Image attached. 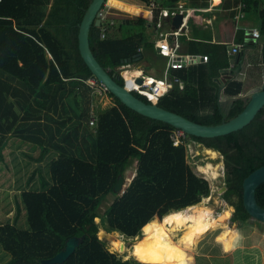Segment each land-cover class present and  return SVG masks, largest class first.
<instances>
[{
    "label": "trees",
    "instance_id": "trees-1",
    "mask_svg": "<svg viewBox=\"0 0 264 264\" xmlns=\"http://www.w3.org/2000/svg\"><path fill=\"white\" fill-rule=\"evenodd\" d=\"M91 1L53 0L46 14L50 0H0V162L5 159L7 138L14 134L40 146V155L33 157L39 163L50 153L58 154L51 161L50 178L42 175L41 189L22 194L29 227L0 224V244L11 255L6 264H43V260L60 253L74 236L84 240L64 264H143L110 252L100 237L96 220L103 215L114 235L121 239V248L112 245L114 250L127 249L123 234L133 237L135 243L129 251L134 255L136 244L150 233L154 219L165 224L166 219L185 215L201 203L211 189L209 181L188 162L187 143L192 140L225 156L226 199L236 208L240 227L252 219L244 206L243 183L264 165V107L239 131L216 138L187 135V141L174 146L175 127L137 113L107 91L115 106L102 113L96 110L97 123L92 126L91 105L99 92L87 82L95 77L81 57L78 42L79 25ZM110 1L139 12L134 4ZM169 1L176 4L181 0ZM243 1L258 10L264 32V0ZM155 14L154 23L158 26L160 13ZM147 22L143 16H138L136 22H119L120 35L114 28L104 39L99 36L100 28L93 27L92 49L111 74L119 77L117 68L134 62L141 48H154L145 31ZM209 55V62L177 72L187 85L184 89L176 85L162 97L160 106L202 124L225 120L209 83L220 69L228 67V51L226 46L217 45ZM119 82L124 83L121 77ZM242 86L241 82H232L227 92L239 95ZM245 106V100H238L226 119L241 113ZM211 148L205 147L206 155L219 157ZM135 162L133 180L124 193L115 192L119 177L125 176ZM214 169L199 171L215 178L218 172ZM110 194L115 199L101 214L102 203ZM257 198L264 207V184L258 188ZM226 210L232 213L225 208L218 215ZM183 227L169 228L177 233L172 241L180 246L167 254L166 262L158 251V241L149 244V259L139 260L149 264H187L188 251L194 250L203 235L193 247H183ZM141 230L143 236L137 235ZM101 231H107L102 219ZM237 238L241 239L238 233H224L221 241L225 250Z\"/></svg>",
    "mask_w": 264,
    "mask_h": 264
},
{
    "label": "rangeland",
    "instance_id": "rangeland-1",
    "mask_svg": "<svg viewBox=\"0 0 264 264\" xmlns=\"http://www.w3.org/2000/svg\"><path fill=\"white\" fill-rule=\"evenodd\" d=\"M119 1L128 4L135 3L136 6L139 7V12H131L122 7L113 5L110 0H107L104 5L105 15L109 18H116L120 20L121 23L127 22L128 20L136 22L138 16H148L147 11L152 8V3L150 5H144L142 3L141 6V4H137V2H139L137 0ZM52 3L53 0H50L46 14L49 13ZM119 26L120 24L117 26L118 29H116V33H119L120 35ZM127 28L128 26L124 29V32L126 33L128 32ZM146 34L149 35L147 36L148 39L151 37L155 38V33H153V31L149 32L148 29H146ZM147 58L151 59L150 56H147ZM96 94V97L94 96L92 101V110L94 108L95 111L97 110V112L102 113L115 106L114 99L106 93L99 92ZM7 140L8 141L3 150L5 159L3 162H0V224L12 223L16 224L19 228L27 229L29 223L27 212L22 203V194L24 191H37L41 189L42 175L50 178V164L54 158L58 157V154L50 153L43 162L39 163L33 158L40 155L41 150L37 144L29 142L15 134L9 136ZM187 147L188 162L192 165L196 173L209 181L211 189L209 196L203 197L201 203L199 202V204L192 206L185 215L180 214V216L187 218L189 222L186 224H169L168 219H166L164 224L157 218L154 219L152 225L149 226L150 232L154 228H158L161 238L147 240L146 235L141 241H139L134 250V255L138 258L137 259L131 251H129L135 243L133 237L123 234L127 243V249L124 252L112 249V242L110 241L114 239V232L109 228L107 219L102 215V218H97L96 221L99 226V231H101V219L107 229L104 234H101L100 232V237L104 241L106 248L122 259L141 262L139 259L145 261L149 259V244L153 241H158V251L162 254V261L166 262L167 254L180 246L172 241V239H175L177 233L169 231L171 226H184L185 241H183L181 246L193 247L198 238L216 225V221H223L219 220L220 217H218L217 220L213 219L211 217L212 214L215 213L218 215L225 208H229L232 210V217L226 222H220L218 227L201 237L194 250L188 251L189 257L186 258L187 264H264V222L252 218L250 220L251 222L247 223L245 227H240L241 222L237 218L235 207L231 200L226 199L225 195L228 191V175L225 157L220 151H217L219 157L207 156L205 152V147L207 146L195 140L189 141ZM39 167H41V171L39 170ZM214 167H216V169H214L215 173H219H216L217 176H215V178L201 172L209 171ZM136 168L137 162L126 171V186L131 183L136 175ZM199 169L201 171H199ZM224 187H226V190L222 191ZM114 199L115 195L113 194H110L105 198L100 208L101 214L105 213ZM198 205L199 207H197ZM166 215L160 219H163ZM251 229L254 230L252 234ZM142 230L137 235L143 236ZM224 233H228L229 236L238 233V237L241 238L240 242L237 238L232 241V244L230 243L231 245L229 244L228 248L225 250L223 242L221 241ZM180 234L181 233L178 232V235ZM245 237L248 239H245ZM247 240H250L248 244ZM138 248L142 250L141 253L137 252ZM10 259L11 255L6 252L0 244V264H6ZM143 264L149 263L143 262Z\"/></svg>",
    "mask_w": 264,
    "mask_h": 264
},
{
    "label": "crops",
    "instance_id": "crops-1",
    "mask_svg": "<svg viewBox=\"0 0 264 264\" xmlns=\"http://www.w3.org/2000/svg\"><path fill=\"white\" fill-rule=\"evenodd\" d=\"M137 1H139L137 4H141V6L142 3L144 5H150L140 0ZM151 3L159 6L154 9V11L151 9L148 11L146 10L148 16L145 17L148 19L146 29H148L149 32L153 31V33H155V38L151 37L148 39L150 42L149 44H152L154 48L146 51L144 48H141V56L138 55L134 62L125 64L129 66L128 74L138 75L144 73L147 76L157 79H164L168 73L173 76H178L177 72L182 69L170 70L171 58L159 54V46L157 43L161 30L165 32L173 30L180 32L178 35V43L180 44L178 53L180 55H185L188 57V61L192 62L184 68L186 70L196 65L209 62V52L214 50L215 46H226L229 57L227 69L229 67L230 69L226 71L223 70L225 68L220 69L218 75L213 77L212 81L209 83L213 94L216 95L217 103L224 116L228 112L229 103H231L234 97L246 96L264 87V32L261 28L258 10L247 7V4L243 0H181L176 4L170 3L169 0H152ZM132 4L136 5L135 3ZM178 8H182L181 13L186 15L182 25V27L185 26L186 29L182 30V27L173 29L171 23L167 21L165 22V28L162 29V19L163 17H168L163 13V10L169 13L172 11H178L177 13H179L180 9ZM156 11L160 13L157 18L159 20L158 26L154 23ZM240 11L243 15L237 19L236 16ZM118 25L119 23L117 26ZM254 29L260 31V38L253 37L251 31ZM237 44H242L243 46L241 51L236 54L233 52V47ZM143 53H145V55ZM147 56H150L151 59H148ZM231 58L235 59L233 65L231 64ZM236 81L241 82L243 86L241 94L233 96L227 92V87L230 83ZM184 83V87L180 89L186 87L187 83L185 81ZM241 99L242 98H238L235 102L232 101V109L236 102ZM91 113H95L94 108ZM253 231L254 230L251 229V234ZM245 239L248 238L245 237ZM249 242L250 240H247V244Z\"/></svg>",
    "mask_w": 264,
    "mask_h": 264
},
{
    "label": "water",
    "instance_id": "water-1",
    "mask_svg": "<svg viewBox=\"0 0 264 264\" xmlns=\"http://www.w3.org/2000/svg\"><path fill=\"white\" fill-rule=\"evenodd\" d=\"M107 0H92L86 9L84 17L79 25L78 42L79 51L85 64L91 70L92 74L96 78L97 82L103 85L107 91L114 94L120 101L128 108L136 111L137 113L172 125L178 130L184 131L186 134L201 138H216L225 136L233 132L239 131L242 128L249 125L259 111L264 107V87L253 91L246 96L234 97L232 99L235 102L238 98H242L246 101L244 110L235 117L227 120L229 111L232 109L231 103H229L228 112L225 114V120L220 124H202L191 120L177 112L168 110L159 105V103H152L139 97L137 94L130 92L123 84L119 82L120 77L111 74L110 71L105 68L98 58L96 57L91 46V31L93 27H100L102 24L101 12ZM184 13H177L172 16L163 17L161 28H165V22L171 23L173 29L181 28L185 21ZM186 27H182L185 30ZM139 56H141L139 54ZM235 59L231 58V64L233 65ZM230 67L223 70H229ZM138 82H142V79H138ZM126 177L121 175L117 184L114 187V191L117 193H124L126 187ZM264 184V165L254 170L248 177L245 178L243 183L244 189V206L249 215L261 222H264V207L260 205L257 199V190ZM226 187L222 189L225 191ZM84 237L74 236L66 241L65 248L56 256L45 259L43 264H64L70 256L76 251V249L82 244ZM142 262V261H141ZM143 263V262H142Z\"/></svg>",
    "mask_w": 264,
    "mask_h": 264
},
{
    "label": "built area",
    "instance_id": "built-area-1",
    "mask_svg": "<svg viewBox=\"0 0 264 264\" xmlns=\"http://www.w3.org/2000/svg\"><path fill=\"white\" fill-rule=\"evenodd\" d=\"M151 4V3H150ZM152 8L151 10L154 11V9L157 8V5L151 4ZM245 6V4H244ZM179 12H182V8ZM178 11H172L168 12L166 10H163V13L166 16H169L170 14L175 15ZM243 13L240 11L239 14L236 16L237 19L242 17ZM101 19H102V25H101V31H100V37L102 39L106 38L108 34L112 32V30L117 26L119 23V20L113 17H107L104 13V10L101 12ZM179 31H160L159 32V40H158V51L159 54L162 56L170 57V70H180L186 68L191 61H188V57L185 55H180L178 53V50L180 48V44L178 43V35ZM254 38H260L261 33L258 29H254L251 31ZM111 35V34H110ZM242 44H237L233 47L234 53H239L242 48ZM192 63V62H191ZM129 66L125 65L122 67L117 68L119 71V77H121L124 81L123 85L130 91L137 95H141L144 98H146L149 102L152 103H159L162 97L167 94L171 89L175 87L176 84L180 86V88H183L185 83L184 81L178 77L173 76L171 74H167L164 79H157L154 77H150L145 75L144 73L138 74V75H131L128 74ZM142 79V82H138V79ZM87 82L97 89L100 93H107V89L99 84L96 80V78H90L87 80ZM97 123V117L95 113L92 114L90 119V124L92 126H95ZM178 131V132H177ZM177 132V134H176ZM174 145L181 144L184 140L187 139V134L182 130H176L172 135Z\"/></svg>",
    "mask_w": 264,
    "mask_h": 264
},
{
    "label": "bare ground",
    "instance_id": "bare-ground-1",
    "mask_svg": "<svg viewBox=\"0 0 264 264\" xmlns=\"http://www.w3.org/2000/svg\"><path fill=\"white\" fill-rule=\"evenodd\" d=\"M216 1H219V0H216ZM136 72V71H135ZM205 205V204H204ZM211 210V209H210ZM212 212V211H211ZM231 212L230 211H228V210H226V211H224L222 214H220L218 217H220V219L219 220H223V221H220V222H226V221H228L230 218H231ZM217 217V218H218ZM168 221H169V224H186V223H188L189 221H188V219L187 218H184V217H182V216H180V215H174V216H172V217H170V218H168ZM217 222H219V221H216V224H217ZM178 226H181V225H178ZM207 230V229H206ZM208 231V230H207ZM101 232V234H104L106 231H100ZM155 238H161V235L159 234V229L157 228H154L151 232H150V234H148L147 236H146V239L147 240H151V239H155ZM110 242H112V245H114L115 247H117V248H121V239H119L118 237H116L115 235H114V239L113 240H111ZM141 249L140 248H138L137 249V252L138 253H141Z\"/></svg>",
    "mask_w": 264,
    "mask_h": 264
},
{
    "label": "flooded vegetation",
    "instance_id": "flooded-vegetation-1",
    "mask_svg": "<svg viewBox=\"0 0 264 264\" xmlns=\"http://www.w3.org/2000/svg\"><path fill=\"white\" fill-rule=\"evenodd\" d=\"M201 143V142H200ZM206 148H211V147H206ZM211 149H215V148H211ZM216 151H219V150H217V149H215ZM222 154V153H221ZM223 155V154H222ZM224 156V155H223ZM211 157H213V156H211ZM225 157V156H224ZM225 164H226V162H225ZM227 169V168H226ZM227 175H228V173H227ZM227 190H228V185H227ZM226 194V193H225ZM258 199V198H257ZM259 202V201H258ZM197 207H199V205L197 206ZM235 211H236V208H235ZM236 213V212H235ZM232 214V213H231ZM219 215H216L215 213H213L212 214V218L213 219H216L217 220V217H218ZM231 217H232V215H231ZM220 222V221H219Z\"/></svg>",
    "mask_w": 264,
    "mask_h": 264
},
{
    "label": "clouds",
    "instance_id": "clouds-1",
    "mask_svg": "<svg viewBox=\"0 0 264 264\" xmlns=\"http://www.w3.org/2000/svg\"><path fill=\"white\" fill-rule=\"evenodd\" d=\"M103 10H104V7H103ZM102 10V11H103ZM102 25V24H101ZM98 28H100V31H101V26L100 27H98ZM114 33V32H113ZM112 34V33H111ZM99 36H100V34H99ZM148 101V100H147ZM178 130V129H177ZM188 135V134H187ZM185 141H187V140H185ZM174 142V141H173ZM184 142V141H183ZM180 145V144H179ZM179 145H174V146H179Z\"/></svg>",
    "mask_w": 264,
    "mask_h": 264
}]
</instances>
